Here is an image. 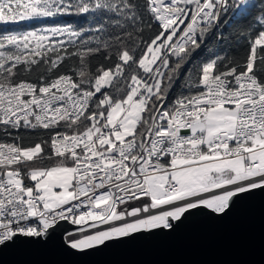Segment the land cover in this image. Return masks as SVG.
Segmentation results:
<instances>
[{"label":"snow or ice","instance_id":"1","mask_svg":"<svg viewBox=\"0 0 264 264\" xmlns=\"http://www.w3.org/2000/svg\"><path fill=\"white\" fill-rule=\"evenodd\" d=\"M258 189L264 0H0V247L70 222L85 253Z\"/></svg>","mask_w":264,"mask_h":264},{"label":"water","instance_id":"2","mask_svg":"<svg viewBox=\"0 0 264 264\" xmlns=\"http://www.w3.org/2000/svg\"><path fill=\"white\" fill-rule=\"evenodd\" d=\"M77 226L62 222L51 239L21 238L0 247V264H264V191L241 194L232 211L215 218L191 210L173 232L125 238L81 253L62 241Z\"/></svg>","mask_w":264,"mask_h":264},{"label":"trees","instance_id":"3","mask_svg":"<svg viewBox=\"0 0 264 264\" xmlns=\"http://www.w3.org/2000/svg\"><path fill=\"white\" fill-rule=\"evenodd\" d=\"M254 2L256 3L258 8L260 0H254ZM233 11H235V9L231 10L226 18H229V15L231 13H234ZM61 22H67L78 26H85V27L88 26V22L85 18L74 17V16L64 17ZM229 23H232V19L229 20ZM9 27H13V26H9ZM21 30L23 29L21 28ZM222 30L225 33V35L228 36V43L225 44L224 47L227 49L229 55L232 56L240 55L243 50L242 46L245 44L244 36L239 35L238 33L230 30L227 25H225ZM237 36H239V39H237ZM214 50H216L214 44L212 42H209L207 46H202L201 49L194 54V59L200 60L204 57H208L211 55V51ZM179 90H180V85L178 83L176 88L173 90L172 96H175L179 92Z\"/></svg>","mask_w":264,"mask_h":264},{"label":"rangeland","instance_id":"4","mask_svg":"<svg viewBox=\"0 0 264 264\" xmlns=\"http://www.w3.org/2000/svg\"><path fill=\"white\" fill-rule=\"evenodd\" d=\"M234 13H231L230 15H229V18H227L228 20H231L234 16H235V14H236V9H235V11H233Z\"/></svg>","mask_w":264,"mask_h":264},{"label":"built area","instance_id":"5","mask_svg":"<svg viewBox=\"0 0 264 264\" xmlns=\"http://www.w3.org/2000/svg\"><path fill=\"white\" fill-rule=\"evenodd\" d=\"M75 228H76V227H75ZM75 228H73V229L69 230V232H73V231L75 230Z\"/></svg>","mask_w":264,"mask_h":264}]
</instances>
